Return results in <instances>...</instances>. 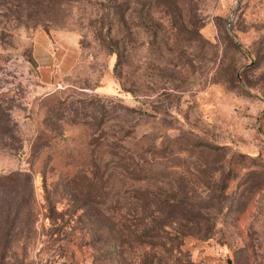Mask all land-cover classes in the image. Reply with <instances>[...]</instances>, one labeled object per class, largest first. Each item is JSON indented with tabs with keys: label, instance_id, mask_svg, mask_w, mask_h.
I'll return each mask as SVG.
<instances>
[{
	"label": "rangeland",
	"instance_id": "1",
	"mask_svg": "<svg viewBox=\"0 0 264 264\" xmlns=\"http://www.w3.org/2000/svg\"><path fill=\"white\" fill-rule=\"evenodd\" d=\"M0 264H264V0H0Z\"/></svg>",
	"mask_w": 264,
	"mask_h": 264
},
{
	"label": "trees",
	"instance_id": "2",
	"mask_svg": "<svg viewBox=\"0 0 264 264\" xmlns=\"http://www.w3.org/2000/svg\"><path fill=\"white\" fill-rule=\"evenodd\" d=\"M48 1H51V0H48ZM147 208H148V206L145 205V206H143V209H141L140 213H137L136 210H132L131 213L133 215H135L137 217V219H139L142 217V215L145 214V209H146V212H148ZM148 218L152 219V216L149 215ZM134 219L135 218L132 217L131 221H134ZM153 232H155V231H153ZM170 234H171V232L169 231V228L165 227V225L163 224V225L159 226L158 228H156L155 238L168 240V239H170ZM172 241H174V239H172Z\"/></svg>",
	"mask_w": 264,
	"mask_h": 264
},
{
	"label": "crops",
	"instance_id": "3",
	"mask_svg": "<svg viewBox=\"0 0 264 264\" xmlns=\"http://www.w3.org/2000/svg\"><path fill=\"white\" fill-rule=\"evenodd\" d=\"M38 39H39V40H40V39L42 40V37L38 36Z\"/></svg>",
	"mask_w": 264,
	"mask_h": 264
}]
</instances>
